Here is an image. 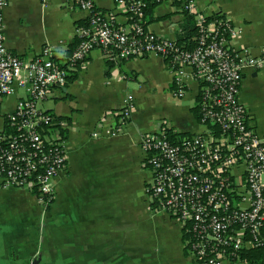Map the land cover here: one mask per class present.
<instances>
[{"label": "crops", "instance_id": "0c3cea01", "mask_svg": "<svg viewBox=\"0 0 264 264\" xmlns=\"http://www.w3.org/2000/svg\"><path fill=\"white\" fill-rule=\"evenodd\" d=\"M94 1L118 23L126 22L114 0ZM196 6L207 17L225 15L239 28L232 39L236 50L264 56V0H196ZM151 17L148 29L156 34L174 39L184 34L185 15L176 0H158ZM4 18L13 53L33 60L50 45L61 62L87 14L70 0H9ZM190 86L182 98L175 97L171 70L158 55L117 63L102 50L92 51L76 79L53 89L43 103L71 121L67 168L56 178L50 208L30 191L0 182V264H192L181 221L148 197L153 174L142 147V135L162 122L176 133L204 131L195 110L197 86ZM129 93L136 108L113 135L119 126L115 112ZM19 96L24 92L6 98L2 112H11ZM240 99L249 127L264 138V68L245 71ZM150 103L159 112L149 111Z\"/></svg>", "mask_w": 264, "mask_h": 264}, {"label": "built area", "instance_id": "2783aa9c", "mask_svg": "<svg viewBox=\"0 0 264 264\" xmlns=\"http://www.w3.org/2000/svg\"><path fill=\"white\" fill-rule=\"evenodd\" d=\"M70 1L87 19L76 26L72 55L58 62L50 45L33 60L10 50L4 18L9 0H0L2 186L35 193L43 205L54 200L56 178L67 168L68 155L65 140L56 141L55 134L45 131L54 114L43 103L53 89L69 83L76 62H86L95 49L117 63L155 54L171 70L175 97L182 98L190 83L197 86L198 120L205 128L171 139L166 133L171 129L162 122L158 130L142 135L144 161L153 174L148 197L181 221L192 264H228L238 251L263 245L264 138L249 127L240 91L245 71L264 68V56L236 50L232 39L239 28L229 21L207 23L196 0L183 3L196 15L200 34L192 49L148 29L147 0H114L125 13L124 24L94 0ZM20 91L24 96L14 109L2 112L4 100ZM135 108V95L129 93L115 112L119 126L113 135L130 121Z\"/></svg>", "mask_w": 264, "mask_h": 264}, {"label": "trees", "instance_id": "16d2710c", "mask_svg": "<svg viewBox=\"0 0 264 264\" xmlns=\"http://www.w3.org/2000/svg\"><path fill=\"white\" fill-rule=\"evenodd\" d=\"M148 1V7L145 11V21L146 24L149 21L153 20L151 15L153 13V7L156 4V0H147ZM177 4L180 5L182 7V12L185 15V21L182 24V28L184 31V34H180L177 42L179 45H182L186 48H194L197 40L199 38V31H198V27L196 25V15L195 14H191L188 10L184 9V0H176ZM148 16H150L149 18H147ZM211 21H218L221 22L222 25H225L226 21H229L225 18V15L223 14H214L211 16H208L206 18V22H211ZM230 22V21H229ZM85 22L81 23L84 24ZM227 38H230L227 34H226ZM78 40L77 38H75V40L73 41V43H71V45L69 46V55L71 56L74 50L75 45L77 44ZM87 60V59H86ZM84 62L80 61V62H76L73 66V68L71 69V74L69 76V81H74L76 79V76L82 66ZM196 113L198 116L199 112H198V107H196ZM71 121L69 118H65V117H58L57 115H54V121L52 124H49L48 127L45 129L46 132H48L50 135L51 134H55L56 136V141H64L66 138V133H67V128L70 125ZM167 135L171 138V139H175L176 135L175 134H179V135H183L181 133H176V132H172V130H167L166 131ZM36 192V191H35ZM35 194V193H34ZM54 202V200L52 201V203ZM51 203H46L44 206L49 209L50 208ZM262 237L264 239V230L262 232ZM229 261L230 262H241V263H245V264H264V244L258 247H254L252 249H246V250H241L238 251L236 253V256H231L229 257Z\"/></svg>", "mask_w": 264, "mask_h": 264}, {"label": "rangeland", "instance_id": "374dc122", "mask_svg": "<svg viewBox=\"0 0 264 264\" xmlns=\"http://www.w3.org/2000/svg\"><path fill=\"white\" fill-rule=\"evenodd\" d=\"M147 105H148V103H147ZM153 106V107H152ZM149 111H151V112H159V110H160V108L158 107V105L155 103V104H152V103H150L149 104V108H147ZM148 188V187H147ZM147 188H146V190H147Z\"/></svg>", "mask_w": 264, "mask_h": 264}, {"label": "water", "instance_id": "95a60500", "mask_svg": "<svg viewBox=\"0 0 264 264\" xmlns=\"http://www.w3.org/2000/svg\"><path fill=\"white\" fill-rule=\"evenodd\" d=\"M34 264H36V263H34Z\"/></svg>", "mask_w": 264, "mask_h": 264}]
</instances>
